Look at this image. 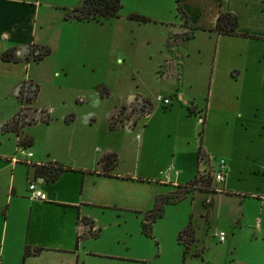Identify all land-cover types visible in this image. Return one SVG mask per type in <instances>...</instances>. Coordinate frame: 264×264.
Segmentation results:
<instances>
[{"label": "rangeland", "instance_id": "obj_1", "mask_svg": "<svg viewBox=\"0 0 264 264\" xmlns=\"http://www.w3.org/2000/svg\"><path fill=\"white\" fill-rule=\"evenodd\" d=\"M79 1L37 0L38 6L33 8L25 24L28 40L32 39L48 54L17 72L19 77L28 78L37 89L30 105L36 113L24 105L22 121L25 123L42 114H47L48 120L46 124L26 125L22 132L34 141L54 148L56 155L59 153L69 161L74 160V154L63 147L66 143L80 141L83 148L78 146L80 149L77 150L83 163L104 144L115 149L120 144L118 171L133 173L131 168L135 167L133 155L136 152L137 168L141 173L147 169L149 171L146 172L152 174L156 164L148 165L144 161V153L135 151L132 142L138 138L141 125L137 124L130 131L125 127H117L113 132L106 130L111 112L115 115L111 122L122 125L130 124L142 114L144 108L139 109L133 101L124 105L133 97H140L150 104L153 122L162 133L156 138L160 163L168 162V153L172 150L189 152L194 149L198 131L202 128L201 148L207 149L212 166L209 163L202 164L204 168L199 165V171L206 174L207 169L212 167L214 170L216 161L222 159L224 167L228 165L226 190L231 195L208 196L196 188L188 190L179 201L163 205L161 216L149 224L148 235L140 232V222L143 212L150 209V202L147 210L139 214L86 207L85 212L92 217L90 220L96 235L85 239L82 246L85 254L79 255L76 264H264V200L253 201L250 197L255 194L264 197V179L259 175L252 177L246 174L252 165L264 158V81L257 83L252 77L254 64L242 70L239 81L222 84L215 81L209 91L208 73L214 37L196 33L194 41L188 45V57L182 58L181 78L176 82V76L170 71L164 76L168 66L160 63L166 55L161 40H158L177 27L179 18L174 0H119L120 9L115 17L85 21L63 19L72 8L78 7ZM186 2L183 5L186 4L187 13L196 16L193 6ZM206 6L209 7L210 2ZM150 17L160 20H147ZM206 19L201 14L198 16L199 23L204 25ZM16 39L15 36L8 41ZM0 41H7L4 34L0 35ZM232 44L221 39L217 47L227 51ZM239 49L233 44L230 64L240 62L236 56ZM222 60L217 57L219 69L223 67ZM158 64H162L159 68L162 76L156 73ZM173 86H180L184 96L193 98V103L200 110L201 121L203 117L205 120L202 126L195 123L194 118H189L186 123H175L176 116L162 115L161 112L167 109H160L154 96L165 95ZM4 91L6 85L0 81V94ZM171 103L172 107H177L175 101ZM17 108L18 103L10 96L0 98V121L11 117ZM65 116L72 118L70 126L62 125ZM225 120L227 127H224ZM202 173L197 172V175ZM180 181L185 183V180ZM147 183L136 187L139 193L136 205L140 209L149 201L151 192H164L167 188L157 181ZM18 186L21 187V182ZM174 186H170V192L177 191ZM208 187L219 190L221 184L208 180ZM207 196L212 201L210 210L203 201ZM241 214L242 219L239 218ZM188 220L199 245L190 243L185 246L176 242L177 232ZM255 222H258V228H255ZM217 231H222L223 242L217 241ZM7 242L5 237L4 251L10 247ZM197 253L201 263L195 257ZM1 260L0 264H21L17 255H9L5 261L2 257ZM29 264L48 262L35 260Z\"/></svg>", "mask_w": 264, "mask_h": 264}, {"label": "crops", "instance_id": "obj_2", "mask_svg": "<svg viewBox=\"0 0 264 264\" xmlns=\"http://www.w3.org/2000/svg\"><path fill=\"white\" fill-rule=\"evenodd\" d=\"M185 1H187L186 3L189 6H193V9L197 13L196 16H191V14L189 15L187 13L186 4L183 5ZM36 2L37 0L32 2L0 0V35L4 34L7 39L6 42L0 41L4 43L0 45V55L1 52L12 50L13 56L18 59L24 52L26 46L41 47L37 43H33L32 39L28 40L29 34L25 27L33 8L38 6ZM208 2H210L209 7L206 6ZM177 3L180 11L184 15V24L178 19L177 27L174 28L175 31L167 32L166 36L158 39L161 40L160 42L165 48L164 55H166V57H162L160 63L163 64H161L162 66H168L164 76H167V73L170 71L171 74L173 73L176 76L175 81L179 82L181 78L180 66L182 58L188 57L187 48L189 43L194 41L196 33H207L214 37L211 57L212 63L208 73L209 91L212 89L215 81L216 84H222V82L235 83L239 81L242 76V70H246L252 64H254L251 67V69H254L252 77L256 78L254 80L257 83L264 81V0H178ZM73 9L75 8H72L63 19L71 18ZM219 13L233 15L237 23L235 32L237 34H243L244 36L215 34L212 28L214 20ZM200 14L207 17L205 20L206 25L199 23L198 16ZM147 20L159 21L160 19L150 17ZM21 35L22 38L18 39ZM15 36L17 37L15 41H8V38H14ZM221 39H226L230 43L239 46L240 49L237 51L236 56L240 58V62H237V65L229 63V58L233 57L232 54H234L233 44L229 50L223 51L217 47ZM217 57L221 60L223 59V67L220 69L217 67ZM30 63L36 62L29 61L25 63L19 59L17 62L12 63L2 62L0 60V81L6 85V91L0 94V98L5 99L10 96L11 99H15L18 103V108L11 117L22 109L24 105L31 108L30 105L36 96L35 94L33 100L27 104H20L17 99V89L20 85L27 86L29 89L33 87L36 89V86L28 78L25 80L17 74L18 71L21 69L24 70ZM259 63L260 66H257ZM161 65H157L156 71L160 75L163 73L159 71ZM99 97H101L100 94ZM160 97L169 99L168 105L162 106L159 104L160 109H167L165 112H161L162 115L176 116L175 123H186V120H190L189 118H194L195 123L198 124L201 121L199 116L200 110L193 103V98L184 96L180 86H173L170 91L165 92V95H160ZM133 99H135L134 102L139 108L142 105L141 101L145 102L140 97H133L130 101ZM172 100L177 103L176 108L175 106L172 107ZM129 102L124 105H127ZM144 106L147 110L143 111L142 114L127 125H122L117 122L113 124L111 117L114 118L115 115L111 112L107 120L106 130L113 132L117 127H125V129L130 131L137 124L141 125V128L138 130V138L133 139L132 142L134 143L135 151L137 149V152L141 150L142 154L144 153V161L148 165L156 164L152 170V174L147 173V169H145L144 173H141L142 171L137 168L135 162L137 163L138 153L136 152L133 155L136 159L133 164L135 167L131 168V172L133 173L118 171L116 164L119 161L120 144L116 149L114 146L104 144L100 151H96L94 154L86 157L85 163H83L80 159V151L77 150L79 148L78 146L83 148L80 141L66 143L65 147H63L67 152L69 151L71 154H74V160L69 161V158L67 160L66 157H60L59 153L56 155L54 148L29 138L22 132V129L18 136H15L11 132L0 131V217H2L0 219V262L2 261V257H4L5 261L9 255H17L21 258V264H29L30 261L35 260H45L48 264H55L56 262L58 264H76L79 255L81 253L85 254V251L82 249V246L85 244V239L89 237L88 234L90 232L95 231V227L90 220L92 217L85 212L86 207L99 211H113L115 213H138L144 209L147 210L149 202L152 206L155 196L169 193L170 186H174V184L181 185L182 182L180 180L187 182L193 178L195 173H202L199 171V165L209 163L212 166V159L207 149L202 147V150L201 148L202 128L199 130V138L197 136L196 143L193 145L195 147L194 149L189 150V152L172 150L168 153L167 165L160 163L159 151L156 152V138L160 137L162 133L153 122V113H150V104L145 102ZM186 107L191 108L190 113L187 112ZM31 110L34 109L31 108ZM34 112L36 113L35 110ZM225 113L228 112L226 111ZM46 116L48 118L47 114ZM224 116L228 117L227 114H224ZM11 117L0 121V127ZM239 118L240 115L238 116ZM71 122L72 118L69 116L62 118V125L65 127L70 126ZM204 123L205 120L203 117V121L199 125L202 126ZM180 125L183 124L181 123ZM227 126V120H225L224 127ZM170 129L172 132L174 131V128ZM168 133L172 135L170 131ZM19 136H25L30 140L28 147H21L24 153L29 154V157L16 153V149L18 148L16 142ZM198 145L202 154V163H200L201 161L197 159L196 155ZM110 154L115 157L114 166L110 171L102 173L98 160L100 157ZM12 158L16 162H11L10 159ZM48 163H56L66 167L67 170L60 173L53 181H49L47 177L42 178L33 174V166H41ZM263 165L264 158L260 162L255 163V166L252 165L246 174H250L252 177L259 175L260 178L264 179L260 173ZM168 166H172L177 172L176 175L171 174L168 181L166 183L163 182V186L167 184L164 192L160 190L151 192L149 201H147L145 207L140 209L137 206L139 194L136 188L137 185L145 184L149 181H157L160 184V172ZM228 171V165H225L221 189L214 188L213 194L209 195H231L226 190ZM20 182L21 187L18 186ZM28 182H34L36 184L37 189L44 194V201L39 202L27 198L26 186ZM208 196L204 197L203 201L209 203L208 207L210 210L212 201H210L211 198ZM250 197L253 201L264 200V197H261L259 194L251 195ZM239 218L242 219V214L239 215ZM77 219H84L89 222L90 229L85 225V221L84 224H77ZM188 222L190 223V220ZM233 224H236V222L234 221ZM258 226L257 222L255 228H258ZM5 237L8 241L7 245L10 246L6 251L3 249ZM191 243L195 245L198 243L193 231ZM11 246L14 247L12 248ZM24 249L28 252L35 249V253H29L24 256ZM199 256V253L195 255L201 263Z\"/></svg>", "mask_w": 264, "mask_h": 264}, {"label": "trees", "instance_id": "obj_3", "mask_svg": "<svg viewBox=\"0 0 264 264\" xmlns=\"http://www.w3.org/2000/svg\"><path fill=\"white\" fill-rule=\"evenodd\" d=\"M178 0H174L175 3V11L178 14V18L181 20L182 24H184V15L180 11L178 7ZM120 9L119 0H80L79 5L77 8L72 10L71 18L75 21H85L86 19H107L111 17H115L116 13ZM236 18L227 13H219L213 24V32L217 35H226V36H241L243 37V34H237L235 32L236 30ZM48 54V51L41 47H32V46H26L24 48V52L21 54V56L17 59L13 55L12 50H6L1 53L0 60L2 62H17L19 59L23 62H38L43 57H45ZM36 94L35 87L29 89L27 86L20 85L17 89V99L20 104H27L30 103L34 96ZM188 113H190L191 108L186 107L185 108ZM34 111V110H33ZM42 114V112H40ZM23 114L21 111H17V113L11 117L8 121L4 122L1 127L0 131H7L13 133L15 136H18L20 129L23 125H29L31 123H42L45 124L48 120L46 114H42L41 117H32L31 119H28L23 123ZM22 123V124H21ZM202 121L199 122L201 124ZM200 135V131H198V138ZM30 144V140L25 136H19L17 139L16 145L18 147L26 148ZM197 159H202V154L200 152L199 145L196 150ZM99 164L101 165L102 173H106L107 171H110L115 163V157L110 155H104L99 158L98 160ZM67 168L63 167L61 165H58L56 163H48L46 165L41 166H33V174L40 176L42 178L47 177L49 181H53L60 173L66 171ZM261 175L264 177V165L261 168L260 171ZM208 180H210V176L208 174L202 176V175H195L193 178L184 184L181 185H175L174 189L177 191L169 192L164 195H157L153 199V204L151 208L144 213L143 218L140 222V232L144 235L149 234V224L153 222L156 218H159L161 216V211L163 205L166 204H173L177 201H179L184 194L188 192V190H192L193 188H196L198 191H201V193H204L205 195L213 194L214 188L209 189L208 187ZM167 186V184H166ZM169 186V185H168ZM206 207H208L209 203L205 202ZM90 229V223L87 222L84 219H77V224H84ZM87 233H89L88 230H86ZM86 233V234H87ZM89 237H95L96 230L94 232H90L88 234ZM86 236V235H85ZM176 242L182 243L185 246H188L192 242V228L190 227V223L187 222L186 225L177 233L176 235ZM34 254L35 249L28 252L26 249L23 251V255L27 254ZM184 253V252H183Z\"/></svg>", "mask_w": 264, "mask_h": 264}, {"label": "built area", "instance_id": "obj_4", "mask_svg": "<svg viewBox=\"0 0 264 264\" xmlns=\"http://www.w3.org/2000/svg\"><path fill=\"white\" fill-rule=\"evenodd\" d=\"M154 100L159 103L162 106H166L169 103V99L163 98L160 96H155ZM16 153L21 156L29 157L28 153H24L23 149L21 147H18L16 149ZM11 162H16L14 158L10 159ZM209 176L210 180L214 182L215 184H221L224 179V164L222 160L216 161V167L213 170L212 167L206 170ZM176 171L172 168V166H168L165 168L162 172H160V182L166 183L170 177L171 174L176 175ZM205 173H202V176L206 175ZM26 192H27V198L32 199L35 201L42 202L45 200L44 194L37 189L36 184L34 182H28L26 186ZM255 227L257 226V222H255ZM216 238L218 242H221L223 240V233L217 232Z\"/></svg>", "mask_w": 264, "mask_h": 264}, {"label": "flooded vegetation", "instance_id": "obj_5", "mask_svg": "<svg viewBox=\"0 0 264 264\" xmlns=\"http://www.w3.org/2000/svg\"><path fill=\"white\" fill-rule=\"evenodd\" d=\"M132 101L134 102L135 99H133ZM132 101H130L129 103H132ZM140 101H141V100H140ZM141 103H142V105L140 106V108L143 107V108H144V111L147 110V108L145 109V106H144V105H145V102H144V101H141ZM134 104H135V102H134ZM140 108H139V109H140ZM139 111H140V110H139ZM140 112H141V111H140Z\"/></svg>", "mask_w": 264, "mask_h": 264}, {"label": "water", "instance_id": "obj_6", "mask_svg": "<svg viewBox=\"0 0 264 264\" xmlns=\"http://www.w3.org/2000/svg\"><path fill=\"white\" fill-rule=\"evenodd\" d=\"M20 111H21V109H20ZM24 126H26V125H23L22 127H24ZM22 127H21V129H22ZM21 129H20V131H21Z\"/></svg>", "mask_w": 264, "mask_h": 264}]
</instances>
